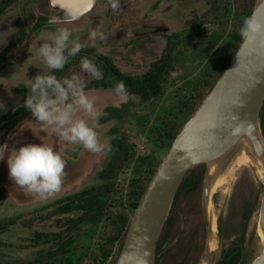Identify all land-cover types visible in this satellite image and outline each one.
Instances as JSON below:
<instances>
[{
	"label": "rangeland",
	"instance_id": "1",
	"mask_svg": "<svg viewBox=\"0 0 264 264\" xmlns=\"http://www.w3.org/2000/svg\"><path fill=\"white\" fill-rule=\"evenodd\" d=\"M224 6L227 0H219ZM10 3L0 15V53L9 50L0 60V119L7 113L18 109L22 103V96L17 89H28L31 79L37 74H52L42 60L36 56V49L42 43V37L54 33L59 27H67L73 31V36L79 35L81 43L93 49L97 54L110 56L124 73L141 76L145 74L151 64L159 59L166 48L168 37L173 33H183L188 22L196 16L204 17L210 8L209 0H119L120 8L113 13L108 0H99L96 9L83 21L69 23H55L36 27L37 20L45 17L52 20H63L61 11L54 10L49 0H0V7ZM210 24L203 27L206 38L195 42L189 52L178 54L175 69L168 77L163 89L162 98L151 104H144L138 97L130 96L127 102H121L114 91H87V94L105 97L96 106L103 113L99 119L100 127L96 129L105 150L97 154L94 164L83 179L73 188L61 191L50 197L26 204L15 203L2 196L4 187L0 178V264H13L33 260L41 247H34L32 238L34 232H58L64 222L41 219L53 209L45 210L59 199L93 186L101 185L99 174L105 170L116 156V149L112 147V140L125 138L127 144L136 157L148 156L155 153L158 159H164L165 150L159 149L151 140L150 130L159 125L163 116H174L183 122L178 112V103L186 98L195 84L208 71L219 64L226 56L227 47L238 44V36L223 31L221 24L214 16H208ZM219 24V25H218ZM26 30L27 37L19 43L18 31L20 26ZM229 26H233L228 22ZM103 31L107 39L97 40L95 46L89 40L91 30ZM203 34V35H204ZM80 75L85 86L93 78L84 73L78 65L71 72ZM109 106L123 108L124 119L121 122L109 121L101 124L100 120ZM83 116V114L81 113ZM83 118L88 119L86 116ZM91 121H89L90 123ZM119 130L116 135L111 131ZM6 130L0 135V143ZM66 144L68 153L78 154L83 148L80 144ZM236 147L228 156L219 161L215 167V175L229 178L227 192L223 198L219 193L211 196V210L216 226L217 235H222L224 249L239 236V232L226 238L225 228L236 226L239 231L244 206L252 200L253 193L260 190L264 177L256 171L254 166L234 168ZM134 159L128 157L120 163L117 183L124 188L133 177L132 165ZM122 164V165H121ZM248 168V169H247ZM233 171H230V170ZM231 172V173H230ZM229 173V174H228ZM5 189V187H4ZM202 190L193 198H182V216L175 227V234L167 247L181 244L185 247L198 246L194 257L199 256L198 264H213V246L209 244L206 222L202 210ZM259 209L253 214L248 225L244 243V255L247 263L251 264L262 252L259 237ZM72 216L76 217L77 214ZM21 217L25 223L7 226L5 220ZM69 218L63 217L62 219ZM224 228V231L221 230ZM63 227V226H62ZM91 226L82 227V238L77 243L78 250L74 256L81 253L95 252L99 234L103 225L95 231ZM192 236H198L193 241ZM202 246L204 247L202 250ZM185 250V249H184ZM176 251V250H175ZM184 253L183 251H181ZM176 253V252H175ZM204 261V262H203ZM84 264H93L85 259Z\"/></svg>",
	"mask_w": 264,
	"mask_h": 264
},
{
	"label": "trees",
	"instance_id": "2",
	"mask_svg": "<svg viewBox=\"0 0 264 264\" xmlns=\"http://www.w3.org/2000/svg\"><path fill=\"white\" fill-rule=\"evenodd\" d=\"M258 0H227L224 6L219 0H209L210 8L204 17L196 16L195 20L187 23L183 33H173L168 37L166 48L162 56L154 61L149 70L141 76H133L124 73L110 56L97 54L93 49L85 47L76 57L70 58V62L62 70L53 71L52 74L58 79L69 77L70 72L80 65L83 57L94 60L103 72V79H93L85 86V91H114L113 85L117 81H123L127 87L130 96H135L144 104H151L162 98L163 89L168 77L175 69L176 58L179 53H189L196 41L206 38L203 27L210 24L208 16H214L221 24L226 20V24H221L223 31L230 35L238 36V44L227 47L224 59L208 71L191 86V90L185 99L178 103V112L183 122L174 116H163L159 119V125L150 130V137L153 143L168 153L175 137L181 131L184 124L194 114L199 105L203 102L207 94L212 90L217 80L228 68L237 50L245 39L241 29L245 21L251 18L252 12ZM10 3L0 7V15L5 7ZM61 16L68 17L65 12H60ZM230 22L233 26H229ZM50 19L40 17L37 20L36 27L49 25ZM219 25V24H218ZM204 34V35H203ZM19 43L22 44L27 37L25 28L21 25L18 31ZM9 50L0 53V60L4 58ZM22 96V105L13 112L7 113L0 119V135L6 130L0 146H3L9 133L23 119L28 117L31 112L24 105V100L28 95V89H17ZM123 108L109 106L106 108L100 123L109 121L121 122L124 119ZM261 127L264 135V105L261 111ZM119 130L113 129L111 134L116 135ZM112 147L116 149L118 156L110 162L107 168L100 172L99 178L101 185L93 186L88 189L70 194L59 199L45 210L53 209L52 212L43 216L41 219L51 220L56 217L57 221L64 222L61 230L58 232H34L32 243L34 247H41L37 256L30 261L16 262L13 264H84L85 259L89 258L93 264H116L120 250L122 248L130 220L138 206L149 182L154 176L162 160L158 159L155 153L148 156L133 155V151L127 144L126 139L115 138L111 142ZM166 156V155H165ZM130 157L134 159L132 165L133 177L127 184V187L119 186L117 183L120 161ZM122 165V164H121ZM205 165H199L190 170L184 178L182 185L176 196L170 216L164 226L160 240L158 242L156 264H198L199 256L194 257L197 245L185 247L184 245L176 247H167L171 243L175 227L183 214L181 209L182 198H193L202 190ZM2 196L5 198V189L2 187ZM260 190L253 193L252 200L244 206L241 217L240 230L238 225L225 228L226 238L239 232L235 242L231 243L223 251V257L220 264H249L244 255V243L248 225L253 214L259 208ZM77 214L76 217L72 216ZM63 217H69L62 219ZM22 221L21 217L10 218L3 224L14 226ZM25 223V222H21ZM103 225V231L99 234L97 249L95 252L81 253L80 256H74L78 250L77 243L82 238V227L91 226L95 231ZM221 230L224 231V228ZM198 236H192L193 241ZM202 246V250H203ZM185 249V250H184ZM176 250V251H175ZM183 251L184 253H182ZM176 252V253H175Z\"/></svg>",
	"mask_w": 264,
	"mask_h": 264
},
{
	"label": "water",
	"instance_id": "3",
	"mask_svg": "<svg viewBox=\"0 0 264 264\" xmlns=\"http://www.w3.org/2000/svg\"><path fill=\"white\" fill-rule=\"evenodd\" d=\"M98 2L49 0L54 10L68 15L58 21L69 24L83 21L96 9ZM251 19L264 26V0H258ZM88 95L95 96L96 103L105 98ZM263 105L264 27L258 33L246 35L228 68L175 137L132 215L116 264H156L158 242L178 191L188 172L199 165L206 166L202 210L208 241L213 246V264L221 263L223 237L213 231V218L209 212L211 168L244 140L250 144L264 167V135L261 127ZM46 135L43 131L39 132V125L30 114L9 133L5 144L9 150L18 149L30 143L41 144L43 141L40 137H45L44 142L53 146L67 161L66 176L59 192L79 185L87 176L95 153L86 151L78 160L72 159L62 152V141ZM0 178L6 195L15 203L26 204L43 199L25 194L9 179L7 153L5 159L0 160ZM258 209L259 226L264 232V182L260 187ZM251 264H264V247Z\"/></svg>",
	"mask_w": 264,
	"mask_h": 264
},
{
	"label": "clouds",
	"instance_id": "4",
	"mask_svg": "<svg viewBox=\"0 0 264 264\" xmlns=\"http://www.w3.org/2000/svg\"><path fill=\"white\" fill-rule=\"evenodd\" d=\"M113 13L120 8L119 0H108ZM53 18L50 23H58ZM67 22V20H66ZM262 25L249 18L245 21L241 33H258ZM42 43L36 49V56L51 71L62 70L87 45L81 43L79 35L73 36V31L67 27H59L54 33L41 38ZM103 31L93 29L89 40L95 46L97 40L105 41ZM82 71L93 79H103V72L94 60L83 57L80 60ZM113 90L121 102H127L130 94L123 81H117ZM97 98L89 96L85 91V81L78 75L58 79L53 74H37L31 79L29 92L24 100V107L29 110L39 132L46 136H55L68 144H80L91 153L99 154L105 150L96 131L100 127L99 119L103 114L96 106ZM83 114V116L81 115ZM86 116L88 119L83 118ZM89 121H91L89 123ZM27 144L18 149L9 150L7 144L0 146V160L7 153L9 179L22 189L25 194L40 198L50 197L61 190L66 176L67 161L53 146L44 142Z\"/></svg>",
	"mask_w": 264,
	"mask_h": 264
},
{
	"label": "bare ground",
	"instance_id": "5",
	"mask_svg": "<svg viewBox=\"0 0 264 264\" xmlns=\"http://www.w3.org/2000/svg\"><path fill=\"white\" fill-rule=\"evenodd\" d=\"M237 147L238 148L236 150L235 159H234V168H239L242 166H254L256 168V171L260 174V176L264 177V167L262 163L260 162L259 158H257V156L253 153V150L250 144L244 140ZM215 171H216V167L215 165H213V167L211 168V196L213 194L219 193L221 195V198H223L227 192L228 180L234 176V172L232 173L230 172L231 174L229 175V178H225L221 175H218V176L215 175ZM230 171H233V170H230ZM209 212L213 218V212L211 210V201L209 204ZM213 231L217 233L214 218H213ZM258 234H259V237L262 243L261 250H263L264 232L262 231L260 226H259Z\"/></svg>",
	"mask_w": 264,
	"mask_h": 264
},
{
	"label": "crops",
	"instance_id": "6",
	"mask_svg": "<svg viewBox=\"0 0 264 264\" xmlns=\"http://www.w3.org/2000/svg\"><path fill=\"white\" fill-rule=\"evenodd\" d=\"M64 143H65V142H63V141L61 142V149H62V152H63L66 156H68V157H70V158H72V159H76V160H78V159L81 158V157L84 155V153L87 151V150H85V149H82L76 157H73V156L67 155V154L64 152V149H63ZM96 156H97V154H95V157H94V159H93V161H92V165H91V167H90L89 170H88V173L90 172V170H91V168H92V166H93V164H94V161H95ZM88 173H87V174H88Z\"/></svg>",
	"mask_w": 264,
	"mask_h": 264
},
{
	"label": "flooded vegetation",
	"instance_id": "7",
	"mask_svg": "<svg viewBox=\"0 0 264 264\" xmlns=\"http://www.w3.org/2000/svg\"><path fill=\"white\" fill-rule=\"evenodd\" d=\"M66 143V142H65ZM64 143V146H63V149H64V152L67 154V155H70L69 153H68V150H67V148H66V144ZM72 155H70V156H73V157H76L78 154H75V153H71Z\"/></svg>",
	"mask_w": 264,
	"mask_h": 264
}]
</instances>
